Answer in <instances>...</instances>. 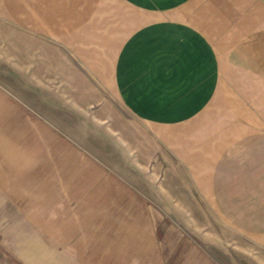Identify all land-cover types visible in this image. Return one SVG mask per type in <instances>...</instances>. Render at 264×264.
I'll return each mask as SVG.
<instances>
[{
    "label": "crops",
    "instance_id": "obj_1",
    "mask_svg": "<svg viewBox=\"0 0 264 264\" xmlns=\"http://www.w3.org/2000/svg\"><path fill=\"white\" fill-rule=\"evenodd\" d=\"M127 1L169 14L115 44L113 32L83 31L102 0H0L15 30L6 39L10 77L22 73L24 87L134 134L138 158L154 159L156 141L167 145L175 154L167 158L205 170L234 230L264 240V2ZM122 113L152 131L133 133Z\"/></svg>",
    "mask_w": 264,
    "mask_h": 264
},
{
    "label": "rangeland",
    "instance_id": "obj_2",
    "mask_svg": "<svg viewBox=\"0 0 264 264\" xmlns=\"http://www.w3.org/2000/svg\"><path fill=\"white\" fill-rule=\"evenodd\" d=\"M168 10L102 0L83 31L122 43ZM14 31L0 10V264H264L263 238H244L216 211L204 169L167 158L157 141L154 159L138 158L134 134L24 87L22 73L11 79ZM122 115L133 133L152 131Z\"/></svg>",
    "mask_w": 264,
    "mask_h": 264
}]
</instances>
